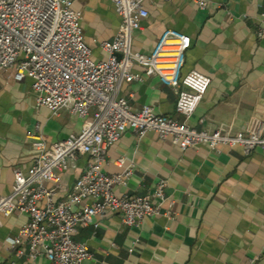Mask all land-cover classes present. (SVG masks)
I'll use <instances>...</instances> for the list:
<instances>
[{"label":"crops","instance_id":"crops-1","mask_svg":"<svg viewBox=\"0 0 264 264\" xmlns=\"http://www.w3.org/2000/svg\"><path fill=\"white\" fill-rule=\"evenodd\" d=\"M145 5L150 14L134 34V49L150 53L166 29L179 30L192 37L181 76L197 69L211 78L189 125L199 130L226 125L239 131L253 118L264 121V37L258 36L264 28V0H210L206 9L194 0H147ZM75 9L83 17L93 59H106L101 43L114 39L121 21L112 1L77 0ZM15 71H0L4 195L12 191L15 169H27L34 162L37 125L52 144L79 133L83 124L69 109L56 116L39 105L32 79L16 81ZM183 88L182 83L169 86L158 76H145L142 82H125L119 95L134 110L150 105L185 121L177 112ZM89 161V155L81 156L59 183H48L57 200L67 198ZM131 162L133 174L125 185L116 186V193L151 195L157 202L156 185L166 179L162 212L129 226L114 211L97 216L98 227H80L74 238L92 252L82 264H249L252 258L264 264V149L246 154L239 146L212 151L201 145L183 151L155 131L139 138L128 129L110 147L104 171L118 173ZM170 201L173 217L166 214ZM28 219L27 214L0 215V264L48 263L44 255L32 261L27 244L21 245L25 253L19 257L10 250L8 238L18 235Z\"/></svg>","mask_w":264,"mask_h":264},{"label":"built area","instance_id":"built-area-1","mask_svg":"<svg viewBox=\"0 0 264 264\" xmlns=\"http://www.w3.org/2000/svg\"><path fill=\"white\" fill-rule=\"evenodd\" d=\"M76 1L0 0V71L15 67L16 81L30 77L37 103L54 115L69 109L83 119L79 133L52 144L45 141L42 127L37 125L33 164L15 169L12 191L0 193V215L29 217L18 235L8 238L10 250L19 257L25 253L21 245L27 244L29 258L34 261L44 255L47 264H82L90 259L88 244L74 236L80 227H98L95 218L99 215L116 211L125 224L137 226L162 212L167 200L166 179L156 185V202L151 195L116 193V186L125 185L132 176L133 162L118 173L104 171L110 147L128 129L139 138L155 131L183 151L201 145L212 151L222 145L239 146L246 154L264 149V121L258 118L239 131L226 125L212 130L189 125L187 121L202 102L211 78L197 69L181 76L192 37L179 30L166 29L150 53L134 49V34L150 14L147 0H111L121 21L114 39L101 43L108 55L103 60L92 57ZM194 1L200 9L210 4V0ZM258 36L264 37V28ZM136 67L143 72L135 71ZM145 76H158L169 86L182 83L177 112L185 121L158 113L150 105L134 110L129 100L119 95L125 82H142ZM83 155L90 156L87 167L67 198L57 200L55 188L48 183H59L62 174ZM173 206L170 201L168 217H173ZM249 264H258L257 259H250Z\"/></svg>","mask_w":264,"mask_h":264}]
</instances>
